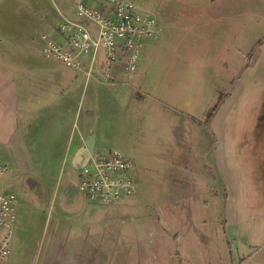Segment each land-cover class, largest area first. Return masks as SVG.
Returning <instances> with one entry per match:
<instances>
[{
	"label": "rangeland",
	"instance_id": "374dc122",
	"mask_svg": "<svg viewBox=\"0 0 264 264\" xmlns=\"http://www.w3.org/2000/svg\"><path fill=\"white\" fill-rule=\"evenodd\" d=\"M129 1L162 34L144 41L157 48L144 49L132 78H100L107 112L92 125L123 127L97 148L133 160L137 183L135 195L102 204L114 242L109 264H264V0ZM219 2L237 11L221 19L203 12ZM75 4L0 0V106H22L13 97L19 80L10 79L23 65L12 46L32 42L42 51L51 38L45 28L57 20L58 29L61 13L75 18ZM95 88L90 79L83 108ZM35 180L10 171L0 176V194L30 200ZM78 180L67 162L58 182L76 188ZM52 191L48 185L44 193Z\"/></svg>",
	"mask_w": 264,
	"mask_h": 264
},
{
	"label": "crops",
	"instance_id": "0c3cea01",
	"mask_svg": "<svg viewBox=\"0 0 264 264\" xmlns=\"http://www.w3.org/2000/svg\"><path fill=\"white\" fill-rule=\"evenodd\" d=\"M174 1L184 3L183 0ZM191 9L200 11L195 5ZM232 11L234 14L237 10L219 2L203 12L221 19ZM166 15L168 18L173 16L170 11ZM45 35L63 42L57 20L45 28ZM157 44L144 45L141 55L144 49L156 50ZM15 45L12 47L17 54V63L20 67L23 65L25 72L13 71L10 80H19L21 92L13 97L16 101L21 99L22 106H8L9 103L0 106V163L8 165L6 173H34L38 180L34 183L37 192L34 198L15 200L10 253L6 261L31 264L37 257L39 264H103L104 259L109 264L114 249V242L107 233V230L112 231L111 220L104 222L102 218L103 211L109 208L88 200L77 187L58 182L67 162L75 169L89 154L100 149L97 148L99 145L111 140L115 130L120 131L123 127L122 124H117L116 128L110 126L105 129V134L104 125L98 121L92 125L94 116L102 115L103 110L107 112L101 101L103 56L100 55L93 66L94 76L87 77L84 73L87 59L81 69H72L51 59L71 71L58 72L48 61L50 58L38 51L34 43ZM25 47L31 49L24 52ZM119 75V80L127 78L121 70L117 71L116 79ZM90 79L95 80L97 88L89 94L88 105L83 108ZM6 99L10 101L11 97ZM115 113L110 112L107 117L113 118ZM78 154L82 156L78 157ZM48 185L53 191L47 197L44 191Z\"/></svg>",
	"mask_w": 264,
	"mask_h": 264
},
{
	"label": "built area",
	"instance_id": "2783aa9c",
	"mask_svg": "<svg viewBox=\"0 0 264 264\" xmlns=\"http://www.w3.org/2000/svg\"><path fill=\"white\" fill-rule=\"evenodd\" d=\"M58 31L63 42L48 39L42 49L46 58L94 76L93 66L102 55V81L116 82L117 71L130 77L137 68L144 41L158 40L161 27L153 16L141 13L129 0H76L75 18L60 14ZM103 53V54H102ZM134 162L118 150H94L77 170V190L100 204L117 203L137 192L133 179ZM8 171L0 163V176ZM15 195L0 194V264L10 253V236L15 217Z\"/></svg>",
	"mask_w": 264,
	"mask_h": 264
},
{
	"label": "water",
	"instance_id": "95a60500",
	"mask_svg": "<svg viewBox=\"0 0 264 264\" xmlns=\"http://www.w3.org/2000/svg\"><path fill=\"white\" fill-rule=\"evenodd\" d=\"M81 152H82V151H81ZM81 156H82V154H78V157H81ZM85 159H86V158H85ZM85 159H84V160H85ZM84 160H83V161H84ZM81 164H82V163H80L79 165H77V166L75 167V169H78V168L80 167Z\"/></svg>",
	"mask_w": 264,
	"mask_h": 264
}]
</instances>
